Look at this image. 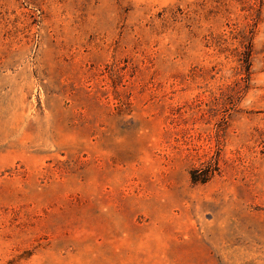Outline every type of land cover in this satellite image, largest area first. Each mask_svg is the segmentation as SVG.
<instances>
[{
  "label": "rangeland",
  "instance_id": "374dc122",
  "mask_svg": "<svg viewBox=\"0 0 264 264\" xmlns=\"http://www.w3.org/2000/svg\"><path fill=\"white\" fill-rule=\"evenodd\" d=\"M0 264H264V0H0Z\"/></svg>",
  "mask_w": 264,
  "mask_h": 264
},
{
  "label": "trees",
  "instance_id": "16d2710c",
  "mask_svg": "<svg viewBox=\"0 0 264 264\" xmlns=\"http://www.w3.org/2000/svg\"><path fill=\"white\" fill-rule=\"evenodd\" d=\"M243 58L241 59L240 66L237 69L238 78L241 83H237V88L233 91H247L250 81V66H251V49L250 47L246 48L243 51ZM229 91H232L231 87H227ZM192 180H195L192 178Z\"/></svg>",
  "mask_w": 264,
  "mask_h": 264
}]
</instances>
